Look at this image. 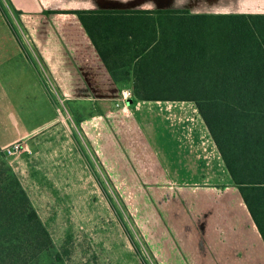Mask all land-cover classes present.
I'll list each match as a JSON object with an SVG mask.
<instances>
[{
  "label": "rangeland",
  "instance_id": "rangeland-1",
  "mask_svg": "<svg viewBox=\"0 0 264 264\" xmlns=\"http://www.w3.org/2000/svg\"><path fill=\"white\" fill-rule=\"evenodd\" d=\"M0 13L8 23L0 37L19 39L5 46L9 60L0 64V138L23 126L29 146L3 158L50 235L51 253L39 264H176L168 256L184 246L179 229L185 216L193 218L199 190L168 179L213 178L189 166V148L196 154L203 147L211 163L219 156L194 105L117 106L119 93L106 82L101 90L95 81L105 79L89 75L96 62L75 15H22L10 0H0ZM37 37L58 40L61 51L47 60L61 70L42 58L31 40ZM217 174L230 180L225 165Z\"/></svg>",
  "mask_w": 264,
  "mask_h": 264
},
{
  "label": "trees",
  "instance_id": "trees-1",
  "mask_svg": "<svg viewBox=\"0 0 264 264\" xmlns=\"http://www.w3.org/2000/svg\"><path fill=\"white\" fill-rule=\"evenodd\" d=\"M157 13L165 25L138 49L133 101L195 103L264 241V15ZM3 155L0 264H39L51 238Z\"/></svg>",
  "mask_w": 264,
  "mask_h": 264
},
{
  "label": "crops",
  "instance_id": "crops-1",
  "mask_svg": "<svg viewBox=\"0 0 264 264\" xmlns=\"http://www.w3.org/2000/svg\"><path fill=\"white\" fill-rule=\"evenodd\" d=\"M10 1L19 14L22 15L23 13H58L61 11H69V14L75 15L71 12L82 11L84 26L75 16L79 26L87 36L86 39L90 45L88 47L96 62L93 65L94 69H90L89 75L104 78L103 82L96 79L95 86L103 90L100 83L104 84L106 82L112 87L114 94H118L123 90L135 92L132 77L136 75L134 68L136 62L140 59V55L137 54L138 49L143 44L151 41L154 31L160 34V24L165 25V22L158 23V21L153 20V18L157 20L163 16L157 12L179 10L188 11L191 14L205 15H264V0ZM121 11L144 12L133 15L122 14ZM6 25L8 26V23L3 21L0 13V31H3ZM16 40L19 41V39H12L8 35L0 37V64L9 60L10 49L5 46H9L10 41ZM31 40L40 46L42 49L41 56L51 66L52 70H54V67L60 70L63 68L62 66L58 67V64L55 65L53 61L47 60L49 52L58 53V51H61L57 39L37 37ZM63 60L67 63L66 59ZM63 60L61 64H64ZM111 76L116 77L118 81L115 82ZM2 92H4L3 85L0 84V93ZM0 101H4V98H1ZM144 102L175 104L190 101H139L136 103L133 101L130 106H133L132 108L136 111L140 109V105ZM190 103L194 105L196 112L199 114L195 103ZM26 130L21 126V131L18 134L12 137L0 138V141L2 140L0 146L5 147L14 142L25 140L28 135ZM214 148L217 149L215 143ZM189 152L193 159V164H189V166H198V170L207 173L210 171L213 178L209 182L201 184L182 182L183 184L179 185L172 179H168L169 184L178 189L199 190L195 193L197 195L196 199L193 200L194 205L197 206L193 218L190 214L185 216L182 227L179 229V235L185 238L184 246L176 252V256H168V258H172L176 264H264V241L228 171L230 180H218L219 174L217 173L225 165L219 151L217 161L214 163H211L203 147L202 151L196 154L190 148ZM193 244L199 246L198 249L196 247L195 249ZM165 253H163L162 258H165ZM169 253L173 254L174 252L170 250ZM165 263V259H163L161 264Z\"/></svg>",
  "mask_w": 264,
  "mask_h": 264
},
{
  "label": "built area",
  "instance_id": "built-area-1",
  "mask_svg": "<svg viewBox=\"0 0 264 264\" xmlns=\"http://www.w3.org/2000/svg\"><path fill=\"white\" fill-rule=\"evenodd\" d=\"M133 98H134V93H132L128 90L121 91L119 93L117 106H119L120 104H123L126 108H129V106L133 102ZM28 147L29 146L26 143V141H17L11 145H8L6 147L1 148V151L3 152V154L6 157H12L16 154L23 152V151L29 150Z\"/></svg>",
  "mask_w": 264,
  "mask_h": 264
}]
</instances>
